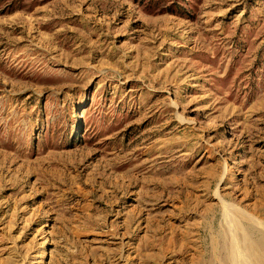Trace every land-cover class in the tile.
Here are the masks:
<instances>
[{
	"label": "rangeland",
	"instance_id": "1",
	"mask_svg": "<svg viewBox=\"0 0 264 264\" xmlns=\"http://www.w3.org/2000/svg\"><path fill=\"white\" fill-rule=\"evenodd\" d=\"M230 211L255 240L264 0H0V264H220Z\"/></svg>",
	"mask_w": 264,
	"mask_h": 264
},
{
	"label": "bare ground",
	"instance_id": "2",
	"mask_svg": "<svg viewBox=\"0 0 264 264\" xmlns=\"http://www.w3.org/2000/svg\"><path fill=\"white\" fill-rule=\"evenodd\" d=\"M226 216L225 228L217 234L218 262L220 264H264V227L261 226L262 231H259L257 238L253 240L250 233L247 235V230L245 231L239 224L238 219H244L239 212L237 214L236 211L235 213L230 211Z\"/></svg>",
	"mask_w": 264,
	"mask_h": 264
}]
</instances>
